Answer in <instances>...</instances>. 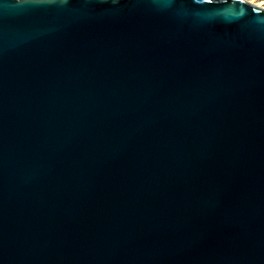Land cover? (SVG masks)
I'll use <instances>...</instances> for the list:
<instances>
[{
  "label": "water",
  "instance_id": "obj_1",
  "mask_svg": "<svg viewBox=\"0 0 264 264\" xmlns=\"http://www.w3.org/2000/svg\"><path fill=\"white\" fill-rule=\"evenodd\" d=\"M0 264H264V9L0 0Z\"/></svg>",
  "mask_w": 264,
  "mask_h": 264
},
{
  "label": "bare ground",
  "instance_id": "obj_2",
  "mask_svg": "<svg viewBox=\"0 0 264 264\" xmlns=\"http://www.w3.org/2000/svg\"><path fill=\"white\" fill-rule=\"evenodd\" d=\"M246 1L264 9V0H246Z\"/></svg>",
  "mask_w": 264,
  "mask_h": 264
}]
</instances>
